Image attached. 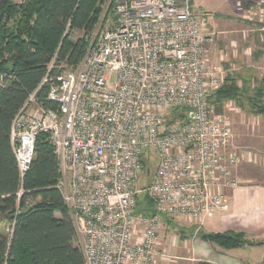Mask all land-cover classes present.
<instances>
[{
    "label": "built area",
    "instance_id": "1",
    "mask_svg": "<svg viewBox=\"0 0 264 264\" xmlns=\"http://www.w3.org/2000/svg\"><path fill=\"white\" fill-rule=\"evenodd\" d=\"M210 18L192 0H116L78 71L54 76V60L48 66L50 106L37 100L39 88L15 115L10 142L21 179L40 135L55 147L56 188L85 264H175L163 220L202 227L247 187L243 164L264 166L260 153L235 145L231 121L209 105L227 78L211 58ZM180 109L186 119L173 120ZM142 194L156 214H136Z\"/></svg>",
    "mask_w": 264,
    "mask_h": 264
},
{
    "label": "trees",
    "instance_id": "2",
    "mask_svg": "<svg viewBox=\"0 0 264 264\" xmlns=\"http://www.w3.org/2000/svg\"><path fill=\"white\" fill-rule=\"evenodd\" d=\"M103 1L22 0L18 4L0 0V217L14 222L10 238L0 235V264H85L75 226L56 188L60 169L49 136L37 138L33 162L21 179L10 130L15 115L37 89V100L50 106L45 102L50 84L42 82L53 56L56 65L65 62L76 68L82 63L89 41L82 38L73 42L71 36L75 31L86 36L93 31ZM52 74L57 75L54 70ZM240 81L241 85L235 76L228 75L209 105L217 112L222 102L234 101L239 107L247 103L253 115L264 116V77L253 89L248 79ZM172 118L185 120L186 111L176 110ZM156 213L148 194L140 195L136 214ZM163 221L178 225L166 218ZM190 227L180 229L184 234L190 229L192 236L226 251L264 246V240H252L244 232L206 233Z\"/></svg>",
    "mask_w": 264,
    "mask_h": 264
},
{
    "label": "crops",
    "instance_id": "3",
    "mask_svg": "<svg viewBox=\"0 0 264 264\" xmlns=\"http://www.w3.org/2000/svg\"><path fill=\"white\" fill-rule=\"evenodd\" d=\"M14 1L16 2V0ZM21 2L22 0H19L16 3L19 4ZM263 2L264 0H200V2L198 0H192L194 12H209L213 14L210 18L209 27H211L215 32H218L219 35L221 34L218 37L219 44L224 47L222 50L228 51V56H225L224 53L221 54V49H216L214 47V40L209 42L208 46L211 51L213 63L225 69L227 71V76H235L240 85L242 84V81L240 80L244 77L242 74L243 72H231V74L229 70L225 68L228 60L242 59V56L240 55L241 52L238 51L239 49L243 54V49L241 47H238L239 49H237V52H235L233 48L230 49L229 47L230 42H237L240 46L243 38H245L241 33L243 26L238 23L234 14L243 10V8H241L242 4L246 8V14H251L259 8L258 4ZM257 58L261 59L260 55ZM244 78L248 79L246 77ZM256 81L260 80L253 78V82L250 81L248 83L250 88L253 89L257 85ZM255 120L258 121V124H248L246 128L247 132L248 130H251V127H254V129L259 127L258 130L261 129V132L264 134V116H255ZM236 141H238L237 135L235 139L237 146L242 147L245 150H254L251 148L254 144L252 140L249 142L250 146H240ZM257 141L264 143L263 140ZM260 146L262 147V145ZM55 215L57 218H60L61 216L58 212ZM220 215L221 217L218 219V223L211 224V227H214L215 229H204L206 222L209 219H212V217L207 219L199 230L206 233L244 232L252 240H264V187L247 186L236 190L233 195V202L230 211L221 212ZM11 224L12 223H10L8 227H10ZM8 227L6 228V231ZM182 235L184 236L180 235V239L177 240V242L164 241L163 243V247L169 250L172 255L174 252H177V261L175 264L180 263V261L187 262L188 264H195L196 262H208L210 264H264V246L245 247L226 251L203 241L197 236H192L190 229H187L185 234L182 233Z\"/></svg>",
    "mask_w": 264,
    "mask_h": 264
},
{
    "label": "rangeland",
    "instance_id": "4",
    "mask_svg": "<svg viewBox=\"0 0 264 264\" xmlns=\"http://www.w3.org/2000/svg\"><path fill=\"white\" fill-rule=\"evenodd\" d=\"M18 1L19 0H16V2ZM198 1L200 2V0ZM115 4H116V0L103 1L99 6L100 12L93 31L87 36L84 34V32L75 31L71 36V40L75 42L79 39L86 38L89 41L88 49L89 47L94 46L98 42V39L101 36V34L108 28L112 19H114ZM258 6L259 8H257L255 12H253L252 10L253 13L246 14L245 12L246 8L242 4L241 8H243V10H240L239 13L237 12V14H234L238 23L243 26L241 33L244 35L245 38H243L242 44H240V46L238 45L237 42H230L229 47L230 49L233 48L235 52H237V49H239L238 47H241L243 49V54L242 51L239 49L238 51L241 52L240 55L242 56V59L228 60V62H226V67H225L227 70H229L230 73L242 71L243 76L248 78L252 82H253V78L257 80H261L264 77V17L260 15L262 10L264 12V2L258 4ZM208 14H210V16H213V14L209 12ZM248 16L251 17V19H249ZM210 28L211 27H209V29ZM220 35L218 32H215L212 28L209 31V37H211L212 40H214L213 41L214 47L216 49H221L222 51L221 54L224 53L225 56H228L227 55L228 51L222 50L224 47L219 44L218 37ZM259 55L261 59L257 58L259 57ZM55 58L56 56H53L48 66H50L54 60L53 70L56 71L57 75L64 74L67 72L78 71L80 65L76 68L72 66H68L65 62H61L56 65ZM222 104L223 105L221 110H218L217 112L216 110H214L215 115L216 116L223 115L231 121L234 132L237 135V139H238V141H236L237 144L240 146H250L249 142H251L252 140L254 144L251 148H253L255 152L260 153L259 154L260 156H264V143L257 141V140L264 141V134L261 132V129L258 130L259 127H256L255 129L254 127H251L250 130L251 132L249 130L247 132L246 129L248 124H252V125L258 124V121L255 120V116L251 113V106L247 103H244V106L240 108L238 105L235 104L234 101L232 102L226 101V102H222ZM260 145H262V147ZM152 166L154 168L156 167V165L155 166L152 165ZM239 174L244 180H248L247 181L248 187H264V166L260 165V163L252 164V165L250 164L242 165ZM148 182H149V178L148 176H145L141 180L140 186H144ZM220 217H221L220 213H217L212 219H209L206 222L205 224L206 226L204 229L205 230L215 229L214 227H211V224H217L218 219ZM9 224L10 223L8 222V220L0 218V235H3L7 238L11 237L10 233L6 231V228L9 226ZM181 227L182 226L179 225L170 226L167 223H164V229L162 231L163 241L177 242V240L180 239L179 237L180 235L184 236L182 235V233L184 234V231H181L180 229ZM78 245H79V241H78ZM176 255L177 252H174L173 256ZM178 264H188V263L180 261V263ZM195 264H197V262Z\"/></svg>",
    "mask_w": 264,
    "mask_h": 264
}]
</instances>
